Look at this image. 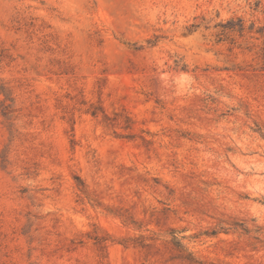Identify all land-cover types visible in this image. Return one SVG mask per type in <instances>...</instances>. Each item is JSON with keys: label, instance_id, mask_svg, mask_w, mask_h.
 <instances>
[{"label": "rangeland", "instance_id": "rangeland-1", "mask_svg": "<svg viewBox=\"0 0 264 264\" xmlns=\"http://www.w3.org/2000/svg\"><path fill=\"white\" fill-rule=\"evenodd\" d=\"M0 264H264V0H0Z\"/></svg>", "mask_w": 264, "mask_h": 264}]
</instances>
